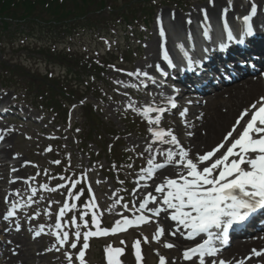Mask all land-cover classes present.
<instances>
[{
    "label": "rangeland",
    "instance_id": "rangeland-1",
    "mask_svg": "<svg viewBox=\"0 0 264 264\" xmlns=\"http://www.w3.org/2000/svg\"><path fill=\"white\" fill-rule=\"evenodd\" d=\"M207 1L150 0V11L143 17L132 13L138 18L133 21L125 17L129 13L127 9L112 13L108 6L101 14L88 15L74 24L76 28L69 34L62 33L60 29H45L35 25L16 26L13 22L7 32L0 30V94L6 97L5 101L0 99V103L11 107L6 115L0 116V125L18 131L11 148L12 155L24 161L26 177L31 178L33 184L36 180L37 187L44 189L35 198V203L28 204L35 210V217L40 219L35 222V226L40 228L46 225L51 205L54 207L50 218L54 221L65 201L69 204L64 217L61 216V228L70 232L69 242L65 248L58 247L59 250L57 248L53 255L42 256L40 260L43 264H69L65 253L72 257V264H79L76 256L84 243L83 233L95 231V226L91 224L94 212L98 214L102 228L110 229L118 218L132 219L134 209L142 202L134 198L136 178L151 160L145 143L152 141L155 145L156 142L149 131V119L159 114L160 123L166 127L157 130H171L174 135L176 133L184 137L186 131L177 127L182 126L183 120L174 119V116L166 113L165 106L163 113L151 112L148 118L142 115L145 107H160L153 99L158 86L146 79L151 89L144 90L142 88L146 83L139 78L127 82L130 77L127 73H136L138 64L147 63L152 53L157 54L160 46L157 38L161 31H167L166 28L159 29L162 26L160 19L172 13L186 17L192 8ZM223 1L230 4L232 0ZM251 1L258 3V7L264 5V0ZM115 5L118 8L123 6V0H116ZM172 30L171 25L170 33L174 36ZM171 35L170 39L164 35V42L172 40ZM81 62L96 66L100 71L95 75L92 71L88 72L94 76L92 79L86 77L90 88H80L74 98H68L70 106L67 108V119L63 121L58 115L50 113L39 99V93L28 89L27 85L31 84L32 79L47 75L55 82L59 81L58 88L73 89L72 85L77 79L71 72L74 73L75 65ZM27 74L32 77H27ZM258 75L256 73L253 77ZM51 85L49 83L43 90L52 92L48 89ZM54 92L59 94L58 91ZM253 102L254 98L250 103ZM83 103L90 106L103 124L102 130L95 133L92 140L88 138ZM106 131H111V135H107ZM146 138L149 139L146 141ZM115 145L121 152V158L117 162L115 157V163H112L106 156L108 153L103 155L100 148L108 152ZM73 181H79L76 187H72ZM41 185L48 187L41 188ZM56 187L59 188L55 190ZM69 188L73 196H69ZM5 199L2 198V201ZM72 204L76 207L72 208ZM110 208L113 214H110ZM81 215L84 216L83 220L80 219ZM73 217L79 229L71 224ZM24 222L29 223L28 220ZM156 229L155 223L150 221L124 232L90 237L84 260L86 264H107L104 249L106 245H111L123 249V253L116 257L120 264H137L132 245L134 241L140 240V264H159L161 256L165 258V264H173V254L164 253L168 250L164 247L165 243L158 245L152 238ZM77 230L81 233L79 240L74 235ZM145 237L147 242H144ZM73 241L77 243L76 248L70 246ZM44 243L48 246L47 240L44 239Z\"/></svg>",
    "mask_w": 264,
    "mask_h": 264
},
{
    "label": "bare ground",
    "instance_id": "bare-ground-1",
    "mask_svg": "<svg viewBox=\"0 0 264 264\" xmlns=\"http://www.w3.org/2000/svg\"><path fill=\"white\" fill-rule=\"evenodd\" d=\"M231 2L233 5L229 7L228 3L223 0H208L203 4L192 8L186 17H181L174 13L168 14L167 17L165 16L160 19L159 22L162 26L159 29L166 28L167 31L164 30L165 38L170 39L171 25L174 29L172 31L175 34L179 32L186 33L190 32L192 29V20H196L199 24H211L212 22H210V20H212L213 23H215L216 28H220L224 24L230 23L236 17L243 18L245 15L247 16V14H250L253 4L258 6V3H254L251 0H232ZM229 34H218L217 31H214L212 38H210L211 42L218 43L222 41L221 43H223L224 40L229 38ZM164 35L162 36L160 34L157 38L158 43H160L157 54L155 55V52L152 53L149 56L147 63L138 64V69L140 71L147 72L149 75L152 74L154 68L152 67L151 69V66H160L164 63L163 58L160 56V52L163 51L168 53L174 49V47L170 46L169 41L164 42ZM194 37L196 38V34ZM231 37H234V35L231 34ZM178 43L180 46L177 51H180L182 56H185L187 49L180 44V42ZM162 46L166 48H163ZM258 60L260 63L259 71L261 72L258 76L253 77L254 75H251V77L245 78L244 80L241 78L238 81L231 83L228 81L225 83L228 86L221 87V89H217L215 92H213L214 90L207 92L211 93L205 96L203 101L191 102L198 97H195L196 94H193V91L190 90H184L176 96L175 100H181V107H184V111L186 110L185 115L181 118V120H183L182 126L177 127L183 128L186 133L184 134V137H179L176 133L175 136L185 149L191 150L192 155H195L196 153L203 154L221 143L224 135L227 134H224L225 130L228 132L232 129V126L239 118L240 113L245 109H249L252 104L257 103L261 97H264V49L258 54ZM219 66L221 67V73L218 70L214 71L216 74L214 75L216 80L220 79L222 73L228 69L227 67H222V65ZM235 74V76H240L237 74L242 75L243 73L235 71ZM136 77L130 76L127 82L139 78L140 81L146 83V86L143 88L144 90L151 89V85L147 83V81H150L148 77L140 75H137ZM154 93V101L157 102L160 107L165 106L167 108L166 113L174 116V119L175 117L177 118L178 116L175 113V110H177L178 107L172 108L168 106L170 96L172 95L171 90L165 87L156 90ZM253 98L254 103H250ZM0 99L1 101H5V95L0 94ZM252 110L253 109H250L249 114ZM245 122L246 120H242L241 126ZM241 126H237L238 131H242ZM150 127L157 130V128H165L166 125L159 123V125L153 124L150 125ZM17 132L18 131L16 130H4V128L0 127V137H2V139H0V176L2 177V179H0V232H2L5 237L3 242L0 243V264H43L40 260L41 257H47L51 253L50 250H48L50 247L46 246L43 240L45 238L48 239L51 246H55L57 243L52 239L51 234V230L56 229L52 218H50L53 206H50L47 226L41 232L38 240L30 239L28 236V230H26L24 226H21L18 231L15 229L17 224H21V215L25 214L24 210L27 209L25 203H21L20 210L16 212L15 216L13 215L9 217L8 222L3 219L7 204L10 205L16 200L21 202L24 200V194L28 191V183L24 180L26 175L24 169L25 163L18 157L12 155L13 152L11 151L15 138L18 136ZM189 133H191V135H189ZM236 135L237 133L233 134L234 137ZM148 139L149 138H146L145 140L147 141ZM218 139L219 141L217 142ZM229 139L231 140L232 138ZM150 143L152 144V149L148 154L153 163L147 164V168L136 178L135 182L136 190L134 192V198L138 201L141 199L142 202L148 193L156 195L159 199L160 194L155 192L156 185L161 184L165 176L175 177L176 172L173 165H168L162 169H155L151 178H147V170L153 168V165L157 164V161L158 163L164 161L165 157L160 154L161 152H166L168 149H172L173 151L176 150L174 145L161 143L159 141H156L155 145H153L154 143H152V141H147L145 143L146 149ZM223 151H226V147L221 149V152ZM217 155H219V153ZM13 169H15V171H13ZM13 190L18 192V197L13 195ZM3 195L7 196V204L2 201ZM139 205L140 204L136 206L134 212L143 213L145 210L157 206V204L151 200H149L144 209H140ZM161 207L166 208V206L163 205H161ZM114 209L116 210V207H114ZM12 210L15 214V209ZM109 210L111 212L110 214H113V209L110 208ZM172 211V209H166L162 210L159 215H151L153 219L149 220L153 221L157 227L159 226L164 229L163 234L158 240H156V243L161 245L162 242H167L174 245V247L168 248V250L164 252L165 254H173L171 257V260L173 259L174 262L173 264H192V262L183 259L182 253L185 249L192 247L191 244L194 241H197L201 235H198L194 239H186V230L182 227L175 235H171L170 233L176 230L177 225L176 221L170 219ZM116 220H120V218ZM31 231H37V228L33 226ZM55 231L60 233L61 229H56ZM182 232L185 234L182 235ZM214 245L215 247L218 246L217 243ZM253 248L257 250L264 248V232L256 235L254 238L232 241L227 247L218 251L216 260H224L230 262V264H238L240 260L244 259V256L246 257L250 255ZM213 259L215 258L206 257V262L212 261ZM258 260L264 261V256L260 258L252 257L250 260H245L244 264H258Z\"/></svg>",
    "mask_w": 264,
    "mask_h": 264
},
{
    "label": "snow or ice",
    "instance_id": "snow-or-ice-1",
    "mask_svg": "<svg viewBox=\"0 0 264 264\" xmlns=\"http://www.w3.org/2000/svg\"><path fill=\"white\" fill-rule=\"evenodd\" d=\"M251 11L252 13L256 11L254 4ZM249 19V16L244 17L246 24ZM252 34L251 26H248L244 35L251 36ZM161 35H164L163 31H161ZM229 39H231V34H229ZM239 42L242 44L244 42L243 38ZM127 75H140L151 79L147 72H141L140 70H137L136 73H127ZM169 103L171 107H176V104L171 100H169ZM250 109H254V111H251L250 119H247L241 126V121L249 114ZM250 109H245L240 113L239 118L232 129L223 137L221 143L203 154L196 153L192 155L191 150L185 149L171 130L165 132L163 129L149 128L154 142L169 143L174 145L176 150L168 149L166 152H161L160 154L165 157L164 161L154 164L153 168L148 169L147 178H151L155 169H162L168 165H173L176 172L175 177L165 176L163 182L156 185L155 192L160 194L159 199L156 195L148 193L139 207L144 209L151 200L157 204L155 208L148 209L154 215H159L162 210L172 209L170 219L176 221L177 225L176 230L170 233L171 235L179 232L181 227L186 230V239H194L201 233L207 234L208 238L204 239L202 243H197L194 247L183 251V259L192 262V264H206V257L217 255L219 250L213 246V237L216 234L211 232L210 229H220L221 243L225 244L227 243L229 229L234 224L245 221L250 214L258 209H264V97H261L257 103L252 104ZM164 111L163 107L153 108L149 106L143 109L142 115L148 118L151 112L163 113ZM180 115L183 117L185 112H181ZM160 120L161 116L158 114L154 119H149V124L159 125ZM237 126H241L242 131H238ZM234 133H237L235 137L233 136ZM225 147L226 151L221 152V149ZM151 149L152 144L150 143L146 151H151ZM218 153L219 155H217ZM56 163H59V161H56ZM149 163H153L152 160H149ZM78 183L79 181H73L72 187H76ZM47 187V185H41V188L46 189ZM68 193L69 196H73L71 188L68 189ZM34 194L35 190L33 189ZM29 202H31V197H29ZM161 205L166 206V208H162ZM16 207H18L17 204L12 205V209ZM75 207L76 205L72 204V208ZM12 209L8 210L7 215L3 217L5 220L14 215ZM68 209L69 204L65 201L56 218L55 228L57 230L61 229L60 217ZM80 219L83 220L84 216L81 215ZM147 219L144 215L137 216L135 220L125 217L122 220H117L109 229L100 226L98 214L94 212L91 216V224L95 226V231H85L83 233L84 243L76 256L79 264H86L84 256L85 250L89 247L90 237L108 236L126 231L130 226H138L140 223L146 222ZM71 224L79 229L75 217L71 220ZM16 227L19 230V224ZM42 231L43 225L40 226V231H37L35 235L39 236ZM163 232L164 229L158 226L152 237L153 240H158ZM52 234L56 236L61 247L69 241V232L67 231L62 234L59 232H53ZM181 234L184 235L185 233L182 232ZM74 235L79 240L81 233L77 230ZM144 242H147L146 237ZM123 243L122 240L121 244ZM140 244L141 241L136 240L132 245L135 250L137 264L142 261ZM70 246L76 248L77 243L73 241ZM164 247L172 248L174 245L165 242ZM104 251L107 264H120L116 257L123 253L122 248H113L111 245H106ZM262 256H264V249L257 250L253 248L246 259L250 260L252 257L260 258ZM65 257L69 264H72V257L68 253H65ZM159 264H165L164 257H160ZM211 264H230V262L213 259ZM238 264H244V260H240ZM258 264H264V261L258 260Z\"/></svg>",
    "mask_w": 264,
    "mask_h": 264
},
{
    "label": "trees",
    "instance_id": "trees-1",
    "mask_svg": "<svg viewBox=\"0 0 264 264\" xmlns=\"http://www.w3.org/2000/svg\"><path fill=\"white\" fill-rule=\"evenodd\" d=\"M148 1L150 0H123V6L118 8L115 5L116 0H0V30L7 32V29L13 22L16 26L26 25L32 27L35 25L45 29H60L62 33L69 34L72 29L76 28L74 24L82 21L88 15L101 14L108 6L112 13L125 8L130 13L125 14V17L130 20H137L138 18L132 13H137L141 17L145 16L150 11ZM129 15H131L130 18L128 17ZM74 69L75 72H71V75L78 82L72 86L80 88L88 86L89 80L86 79L88 77L86 75L87 72L92 71L94 74L98 72V68H95V66L87 68V65L83 63H77ZM28 76L30 75L27 74ZM83 79L86 82L85 84ZM45 80L47 81L45 82ZM49 83L52 84V87L48 89L52 92L48 93L47 90L43 89ZM58 83L59 81L55 82L51 77H47L46 75L42 78L32 79L31 84L27 85V87L30 90H36L44 100V103L52 111L57 112L58 109H62V105H66L69 102L68 97L75 96L72 90L64 89L63 87L58 88ZM54 91H58L59 94H56ZM87 108L89 111L86 113V117L90 122V132L91 137H93L94 131L101 129L102 123L90 107ZM114 155H117L116 151Z\"/></svg>",
    "mask_w": 264,
    "mask_h": 264
}]
</instances>
